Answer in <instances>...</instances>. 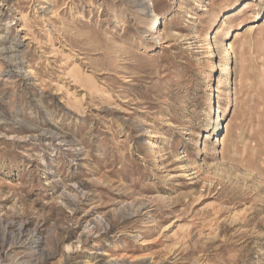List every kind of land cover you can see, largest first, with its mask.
I'll use <instances>...</instances> for the list:
<instances>
[{"label":"rangeland","instance_id":"obj_1","mask_svg":"<svg viewBox=\"0 0 264 264\" xmlns=\"http://www.w3.org/2000/svg\"><path fill=\"white\" fill-rule=\"evenodd\" d=\"M0 264H264V0H0Z\"/></svg>","mask_w":264,"mask_h":264},{"label":"bare ground","instance_id":"obj_2","mask_svg":"<svg viewBox=\"0 0 264 264\" xmlns=\"http://www.w3.org/2000/svg\"><path fill=\"white\" fill-rule=\"evenodd\" d=\"M160 25V21L159 20H156L155 22V28L157 29L158 31V27ZM253 25V28L256 26V24H252ZM251 25V26H252ZM258 26V25H257ZM156 31V32H157ZM238 35V34H237ZM228 49L229 50H232V46H228ZM215 56V51H214V48L210 45V54L208 55V65L211 66V64L213 63V61L211 60V58H213ZM231 68L230 64H228L227 68H226V71L228 72V70ZM218 108L220 109L221 108V104H219ZM222 120L224 119H220L219 116L217 117V121L214 125V131H217L218 129L222 128V130L224 129V124L221 122Z\"/></svg>","mask_w":264,"mask_h":264}]
</instances>
